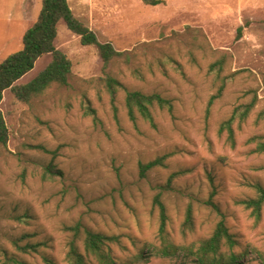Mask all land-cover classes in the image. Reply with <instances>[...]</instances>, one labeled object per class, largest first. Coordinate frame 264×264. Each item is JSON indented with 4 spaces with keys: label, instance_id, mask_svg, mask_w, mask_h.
Segmentation results:
<instances>
[{
    "label": "rangeland",
    "instance_id": "obj_1",
    "mask_svg": "<svg viewBox=\"0 0 264 264\" xmlns=\"http://www.w3.org/2000/svg\"><path fill=\"white\" fill-rule=\"evenodd\" d=\"M67 1L100 41L120 51L134 48L128 63L124 56L109 63L111 75L128 90L170 99L173 112L154 107V127L139 116L133 123L124 91L119 90L115 113L110 92L97 80L104 75L96 47L82 45L60 20L55 47L71 61L69 84L53 83L29 101L8 88L0 102L9 132L6 147L0 145V259L7 253L29 264H47L44 257L67 264L72 240L84 251L87 228L119 235L120 244L110 245L119 263L173 264L158 250L164 242L152 200L155 186L177 173L162 196L165 240L190 245L212 234L221 215L204 201L214 189L213 201L238 239L235 251H248L247 264H263L264 205L255 220L237 201L255 196L250 185L264 187V153L254 152L256 144L248 142L255 135L264 137V119L258 118L264 108V0H163L158 5L142 0ZM40 8L41 0H36L31 21L21 10L16 15L14 39L0 48V61L21 48L23 32ZM220 51L228 55L223 72L227 82L208 108L219 87L208 67ZM161 55L163 67L154 64L150 69L149 63ZM169 55L178 66L168 62ZM51 59L50 53L39 57L16 84L31 81ZM254 97L256 105L247 120L233 124L232 144L227 131L220 132L221 123L235 106ZM36 145L55 155L33 148ZM163 155L165 166L141 176L140 162ZM48 164L61 175L44 178ZM189 202L194 225L183 231ZM76 223L77 237L64 228ZM14 240L35 245L37 251L18 252Z\"/></svg>",
    "mask_w": 264,
    "mask_h": 264
},
{
    "label": "trees",
    "instance_id": "obj_2",
    "mask_svg": "<svg viewBox=\"0 0 264 264\" xmlns=\"http://www.w3.org/2000/svg\"><path fill=\"white\" fill-rule=\"evenodd\" d=\"M148 5L164 4L163 0H142ZM63 20L68 29L79 37L80 43L85 46H95L100 58L103 61L102 74L104 77H99L97 80L102 81L107 90L111 94L114 112V100L116 93L119 90L124 91L125 107L129 119L136 123L138 116L148 121L151 126H155L153 117V108L158 107L162 110H167L169 113L173 112L172 101L159 93H144L139 90H128L125 85L113 77L109 71V63L115 58L124 56L125 61H130L132 50H117L110 42H102L99 40L97 34L88 27L84 22L78 19L72 12L67 0H41V8L38 12L36 20L24 32L22 36L21 48L0 61V102L3 97L4 90L10 88L14 95L22 100L29 101L34 95L43 92L51 84L57 83L59 85H68L69 76L71 75V61L60 50L55 47V39L58 33V22ZM242 26L238 28L237 37L241 35ZM148 45V43H142ZM50 53L52 59L49 64L31 81L23 85H17L19 80L27 72L31 71L35 65L36 60L44 54ZM163 56L154 57L153 61L149 63V68L152 69L154 64L163 67ZM169 63H174L178 66V62L172 56H165ZM228 55L224 51L219 52V56L209 64L208 71L215 76V80L219 83L217 92L212 95L208 102V108L215 98L221 95L225 88L227 77L223 75ZM165 62V61H164ZM139 73L137 70L135 74ZM257 99L239 104L234 107L230 117L223 121L220 126V132L227 131L229 141L234 144V128L233 124L237 122L238 125L244 123L249 117L251 111L256 105ZM88 113L96 120L95 111L88 105ZM258 118L264 119V108L259 112ZM9 140V132L4 121L3 115L0 111V145L6 147ZM248 142H254V152L264 153V137L260 135L252 136ZM33 148L40 149L46 153L55 155L54 151L45 149L41 145L33 146ZM167 155L157 157L148 162H140L139 169L141 176H144L147 171L157 167L165 166L164 160ZM44 178H53L61 175V172L52 164L45 166ZM177 173H172L168 176L166 183L163 185H156V193L153 196L152 203L158 209L159 213V236L163 240V245L159 248L160 254L171 257L173 264H247L245 256L247 250L236 252L235 247L239 245L235 234L231 233L227 227L223 214L219 207L213 201L215 190L209 194V197L204 203L210 206L213 210L221 215L212 234L199 241L197 244L190 245H175L165 240L167 212L163 201L164 191L170 190L172 181ZM211 180V178H210ZM254 191L255 196L238 200L237 204L243 206L244 209L249 210L250 214L259 220L261 217V210L264 205V187L260 184L250 185ZM193 207L191 202L188 203L185 211V219L183 222V231L193 229ZM66 230L72 231L77 237L80 232V223L72 226H65ZM83 252L80 251L76 242L72 240L69 243L66 252L67 264H129L127 262L119 263L111 251V244H120L119 235H107L100 232H94L90 229H83ZM14 248L18 252L37 251V246L32 244L21 245L18 240L12 241ZM259 257L264 264V253L260 252ZM47 264H56L48 257H44ZM0 264H29L24 260L18 259L14 255L5 253Z\"/></svg>",
    "mask_w": 264,
    "mask_h": 264
},
{
    "label": "crops",
    "instance_id": "obj_3",
    "mask_svg": "<svg viewBox=\"0 0 264 264\" xmlns=\"http://www.w3.org/2000/svg\"><path fill=\"white\" fill-rule=\"evenodd\" d=\"M35 2L36 0H0V40L2 41L0 43V48H4V46L8 45L11 39H14L11 34L15 30L16 18L19 16L17 14L20 13V10L23 14H21L23 18L29 19V21H31L32 18L29 17H31L32 13H34ZM27 29H25L24 32Z\"/></svg>",
    "mask_w": 264,
    "mask_h": 264
}]
</instances>
